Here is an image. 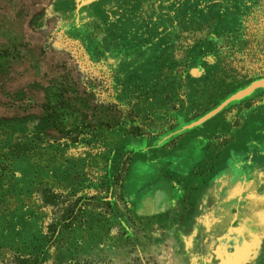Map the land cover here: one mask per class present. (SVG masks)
I'll use <instances>...</instances> for the list:
<instances>
[{"label": "rangeland", "instance_id": "obj_1", "mask_svg": "<svg viewBox=\"0 0 264 264\" xmlns=\"http://www.w3.org/2000/svg\"><path fill=\"white\" fill-rule=\"evenodd\" d=\"M262 79L264 0H0V264H264Z\"/></svg>", "mask_w": 264, "mask_h": 264}, {"label": "flooded vegetation", "instance_id": "obj_2", "mask_svg": "<svg viewBox=\"0 0 264 264\" xmlns=\"http://www.w3.org/2000/svg\"><path fill=\"white\" fill-rule=\"evenodd\" d=\"M238 229H240L239 223L236 226H232V223L228 225L221 235V242L224 243L218 245L212 261L205 264H243L247 260L249 243L246 236L239 237Z\"/></svg>", "mask_w": 264, "mask_h": 264}, {"label": "crops", "instance_id": "obj_3", "mask_svg": "<svg viewBox=\"0 0 264 264\" xmlns=\"http://www.w3.org/2000/svg\"><path fill=\"white\" fill-rule=\"evenodd\" d=\"M253 94H255V93H253ZM252 94V95H253ZM251 95V96H252ZM248 98V97H247ZM254 177H255V174L254 175H251V178L252 179H254ZM249 179H245V181H248ZM254 185H255V181H250V182H244L242 185H241V190H240V192H242V194H244V193H246V192H248L251 188H253L254 187ZM255 201H257V199H255ZM257 202H259V201H257ZM252 204H254V205H257V204H255V203H252ZM263 204V203H262ZM260 205V204H259ZM258 206V205H257ZM251 215H253V216H261V214L259 213V210L257 209V210H253V207H251ZM241 217L239 218V216H238V220L240 221V223H241V227H240V229H238L239 230V232H240V234H239V237H244L245 236V234H244V229H243V226H244V224H245V221L247 222V219H244V216L243 215H240ZM220 216L218 217V219L220 220ZM222 219V218H221ZM202 223H203V221H201ZM205 223V227H206V231H211V230H213L214 229V223H211V225H209L208 224V220H206V222H204ZM203 223V224H204ZM257 229H260V228H258V224H253ZM220 232V231H219ZM221 240H222V238H221V236L218 238V239H216V240H214L213 242H212V244L213 243H215L213 246H212V249H211V258L213 259L214 257H213V253H215V251H216V248L218 247V245H221L222 243H224V242H221ZM221 242V243H220ZM221 248V247H220ZM220 248H218V249H220ZM249 252H250V249H249V247H248V254H249ZM248 258H249V255L247 256V260L243 263V264H245L246 262H248ZM212 259L210 260V261H212ZM239 260H241V259H239ZM207 262V261H206ZM238 262H240V261H238Z\"/></svg>", "mask_w": 264, "mask_h": 264}, {"label": "water", "instance_id": "obj_4", "mask_svg": "<svg viewBox=\"0 0 264 264\" xmlns=\"http://www.w3.org/2000/svg\"><path fill=\"white\" fill-rule=\"evenodd\" d=\"M264 89V79L255 81L252 85H250L247 89L239 92L237 95L233 97L235 100L243 99L249 95H251L257 89Z\"/></svg>", "mask_w": 264, "mask_h": 264}]
</instances>
